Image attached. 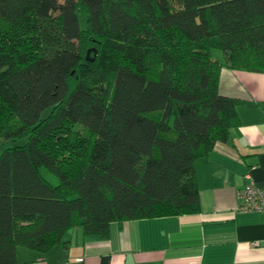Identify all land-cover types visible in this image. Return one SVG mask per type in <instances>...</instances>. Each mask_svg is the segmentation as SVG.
<instances>
[{
	"label": "trees",
	"instance_id": "16d2710c",
	"mask_svg": "<svg viewBox=\"0 0 264 264\" xmlns=\"http://www.w3.org/2000/svg\"><path fill=\"white\" fill-rule=\"evenodd\" d=\"M221 66L264 71V0H0V264L197 211L194 159L238 124Z\"/></svg>",
	"mask_w": 264,
	"mask_h": 264
},
{
	"label": "crops",
	"instance_id": "0c3cea01",
	"mask_svg": "<svg viewBox=\"0 0 264 264\" xmlns=\"http://www.w3.org/2000/svg\"><path fill=\"white\" fill-rule=\"evenodd\" d=\"M218 90L240 101L238 124L194 159L197 211L115 220L107 236L74 225L65 244L18 245V264H264V212L238 211L235 197L248 185L264 188V71L221 66Z\"/></svg>",
	"mask_w": 264,
	"mask_h": 264
},
{
	"label": "built area",
	"instance_id": "2783aa9c",
	"mask_svg": "<svg viewBox=\"0 0 264 264\" xmlns=\"http://www.w3.org/2000/svg\"><path fill=\"white\" fill-rule=\"evenodd\" d=\"M236 209L238 211H258L264 212V188L256 185H248L241 189H236ZM256 245L257 242H252Z\"/></svg>",
	"mask_w": 264,
	"mask_h": 264
},
{
	"label": "rangeland",
	"instance_id": "374dc122",
	"mask_svg": "<svg viewBox=\"0 0 264 264\" xmlns=\"http://www.w3.org/2000/svg\"><path fill=\"white\" fill-rule=\"evenodd\" d=\"M221 51L218 49H213V53H220ZM88 55V53H87ZM23 141V139L17 140L18 143H21ZM14 141L8 140V141H0V151L7 145H11L14 144ZM42 171L50 178V179H55L53 176H51V174H49L45 169H42Z\"/></svg>",
	"mask_w": 264,
	"mask_h": 264
}]
</instances>
